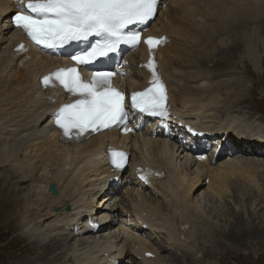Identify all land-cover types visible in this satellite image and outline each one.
Wrapping results in <instances>:
<instances>
[{
	"label": "bare ground",
	"instance_id": "obj_1",
	"mask_svg": "<svg viewBox=\"0 0 264 264\" xmlns=\"http://www.w3.org/2000/svg\"><path fill=\"white\" fill-rule=\"evenodd\" d=\"M14 1L15 5H12V0H0V121L3 123L0 125V157L3 158L0 176L7 175L12 187L18 186L17 191L30 182L33 191L40 189L44 192L46 200L43 205H46L47 212L41 215L45 218L40 221H49L54 216L53 204L57 201L63 206L67 202L73 206L72 210L63 214L55 213V219L60 223L58 226L48 224L53 235L48 236L46 241L35 238L37 232L29 231L34 239L33 243L31 239L26 243L31 242L46 253L43 254L44 250L38 253L31 248V253L37 254L35 261L23 262V258H18L19 264H70V257L65 252L70 239L63 234L66 231L73 233L74 230L80 237L70 249L77 264H109L108 260L113 255L116 256L113 264H116L128 247L142 256L145 264H159L158 257L166 249L148 247L150 242L141 232L142 225H155L164 230L171 245L190 242V247L195 245L194 240L200 230H205V237L210 236L207 240L212 245L210 231L214 227L209 223L206 208L197 196L204 180H207L204 195L209 198L224 201L231 195L238 198L240 194L243 198L240 207L248 218L240 214L241 217L227 231L219 234L221 237L243 246L255 235L264 236V209L259 206L262 213H254L256 207L252 208V204L255 202H250L259 197L260 184L264 189V161L246 150L242 155L233 153L219 161L190 160V156L179 153L176 143L150 138L146 132H139L142 124L136 137H131V134L121 137L111 131L71 144L59 141V133L51 125L49 112L66 99L41 91L38 80L40 75L58 65L60 55L39 50L31 45L21 29H15L10 15L11 11L18 10ZM166 3L168 8L164 6L157 12L147 32L160 41L152 48L155 50L154 57L142 44L126 58L128 62L130 57H135L132 70L137 76H130L128 67H124L119 72L116 85L130 91L140 89L150 78L155 79L154 69L156 78L165 86L169 114L180 116L185 111L183 115L193 117L195 121L191 123L194 125L197 122L198 128L224 131L236 139L237 144L245 141L264 147V121L252 119L254 114L241 107L244 103L257 112L261 110L245 104L246 99L240 97L244 76L228 73L232 68L241 66L247 71L248 63L252 66L258 65L259 61L264 63V0H165L163 4ZM10 33V37H4ZM4 43L7 44L4 46ZM149 62L153 68L148 67ZM126 70L127 77L123 75ZM222 72L225 74L220 77L218 73ZM250 72L264 77L258 71ZM174 87H177L178 100L174 96ZM118 136L131 149L133 163L128 170L135 178L123 176L117 186L113 185L111 190L98 198L101 191L112 185V181L108 182L109 170L105 166L104 151L108 145L121 146ZM186 157L190 162L188 166L184 162L183 166L182 159ZM124 182L136 189L131 215L135 216L133 221L139 226L134 228L120 221L115 235L102 238L90 221L102 220L104 225L112 218L111 212L115 210L111 208V212L103 213L97 206L105 196L109 201L120 198L122 191L117 193V190ZM52 183H56L58 195L48 192ZM146 184L151 186L149 192L153 188L162 193L166 204L160 199V203L152 202L143 191ZM247 185L256 189L255 195L248 192ZM134 189L128 187L126 194H131ZM88 209L92 214H89V221ZM225 219L223 216L222 220ZM40 221L39 224L44 225ZM115 223L112 218L106 226L111 227ZM28 224L25 229H28ZM73 224L74 229L68 230ZM201 225L205 227L200 229ZM231 249L227 248L226 254ZM147 252L155 257H147ZM187 255L190 256L175 253L172 257L176 263L173 264H181L183 259L185 264H195L192 253ZM15 259L12 262L16 263Z\"/></svg>",
	"mask_w": 264,
	"mask_h": 264
},
{
	"label": "snow or ice",
	"instance_id": "obj_2",
	"mask_svg": "<svg viewBox=\"0 0 264 264\" xmlns=\"http://www.w3.org/2000/svg\"><path fill=\"white\" fill-rule=\"evenodd\" d=\"M16 6L18 10L11 17L12 23L23 29L36 44L55 47L97 37L88 47L70 54L77 64L86 65L116 51L121 43H138L140 32H125V28L137 22L146 23L154 17L158 0H16ZM145 42L153 48L160 41L148 38ZM148 67L153 68L151 62ZM111 75L110 72L95 71L92 82L84 83L77 69L69 68L59 69L43 78L45 86L54 77L69 92L81 97L55 113V123L64 130V135L72 128L99 130L114 123H125L128 113L124 108V96L109 84ZM153 77L154 88L133 93L132 108L164 116V88L154 69ZM113 156L123 160V153H113ZM113 163L116 167L121 166L116 160Z\"/></svg>",
	"mask_w": 264,
	"mask_h": 264
},
{
	"label": "rangeland",
	"instance_id": "obj_3",
	"mask_svg": "<svg viewBox=\"0 0 264 264\" xmlns=\"http://www.w3.org/2000/svg\"><path fill=\"white\" fill-rule=\"evenodd\" d=\"M12 33H10L7 36L6 35L3 36L7 38L10 37ZM6 44L7 43H4V46ZM134 59L135 57L132 56L128 61V69L130 71L129 74L133 78L137 76V73L132 70V67L134 66V62H133ZM246 68L247 71L243 66H241V68H232L233 70H231L228 73L238 77L244 76L245 78L243 85L244 89H242L243 91L240 93V97H244V99H246L245 104H249L252 107L257 108L258 110H263L264 113V77L262 76L258 77L257 75H253L250 72V71L252 72L258 71L260 74L264 75V63L259 61V64L256 66L255 65L252 66L251 64L248 63L246 65ZM224 74L225 72L218 73L220 77H222ZM256 90H257V94L255 95L254 93ZM239 91L240 90H238V93ZM173 92H174V96L176 97V100H178L177 87L176 88L174 87ZM241 108L252 112L254 114V117L252 119H257V121H262V120L264 121V115L260 113L256 114L257 111H255L254 108H249L246 105H244V103L242 104ZM2 124L3 123L0 121L1 126ZM250 125H254V124L251 123ZM146 129H148V131H151L152 126L147 124L144 126L143 130ZM2 159L3 158L0 157V165L3 163L1 161ZM259 159L264 161V156H260ZM131 162H133V159ZM184 162H188L186 158L182 159L183 166L185 164ZM261 175L263 176V174ZM259 182L261 183V180H259ZM32 185L29 182L26 186H24L23 189H19V191H17L18 186H16V188L12 187V185L9 183V178L7 175H4L3 178L0 176V264H16V263L19 264L18 258H23L22 259L23 262L30 259L35 261L37 254L31 253V248H34L35 251L38 253L40 252L43 253L44 249L42 250L38 246L34 247V244H32L34 238L31 237L29 231L35 233L37 232L35 234V238L37 237L42 241H46V238L48 236L53 235V233H51L52 230H50V228L47 227L48 224L55 223L58 226V224L60 223L58 222V220L55 219L56 217L55 213L63 214L64 211H66L65 206H63L60 201H57L53 204L54 216L51 217L49 221H43V220L40 221V219L45 218L44 216L41 215H44L47 212L45 208L46 205L45 204H44L45 206L43 205L44 201L46 200V196L43 191H40V189L38 191H33L34 187ZM128 187L134 189L133 186L128 185L121 192L120 198L118 200L116 201L108 200L104 203L102 202L103 205L98 206V208H100L103 213L104 211L111 212L112 210H115L114 212H111V216L114 217L115 220L117 221L119 218L122 219L123 218L122 214L129 212L131 210L132 203L134 201L132 199L134 198V195L136 193V189H134L131 192V194H126L128 193L127 191ZM247 187H248V192L255 195L256 189H254L251 185H247ZM206 192H207V184H205L204 182V185L198 191L197 196L200 202L202 200V203L207 211L208 221L214 227L212 228L213 231L212 230L210 231V235L212 236L211 239L212 245L207 240V238H209L210 240V236L205 237L206 236L205 230L204 231L200 230L199 232L200 234L194 240L195 245L193 247H190L189 245L190 242H186L185 244L175 243L174 245H171L170 241L168 240L167 233L164 230L159 229L157 226L151 225L149 226V228L146 229L145 232L146 235L145 238L148 240V243L150 242L148 244V247L149 246L155 248L163 247L166 249V251H164L165 253L160 254V256L158 257L159 264L176 263L172 255L177 253V254H183L185 256H190L187 255L188 252L192 253L191 255L193 256L192 262L195 264H264V236L255 235L254 237L248 239L246 244L240 246L237 243L231 242L227 238L221 237V235H219L221 232L227 231L231 227L232 223L236 222V219L238 217H241V215L245 219L248 218L246 216V213L242 211L240 207L241 202H243L242 195L241 194L239 195L241 199H239V197L237 198L231 195L226 200L221 201V200H217L214 197L210 196L209 198L208 195H204ZM147 196H151V195L147 194ZM149 199L152 200V202L154 203L156 202L160 203L161 201L163 204H166V199H163L161 193L153 194L152 197H149ZM159 199L160 201H158ZM253 201L255 202V204L253 203ZM250 202L253 203L252 205L254 207L251 206L252 208L256 207L254 213L256 212L258 214H261L262 211H259L260 210L259 206H262L264 209V189L262 184H260L259 197L250 200ZM67 205H71V203L67 202L66 206ZM56 207H59L60 209L57 211ZM110 208H112V210H110ZM223 216L226 218L225 220H222ZM133 219L134 217H132V220ZM39 221L42 224L44 222V225L39 224ZM117 221L114 224V226L105 227L98 235H101L102 238L103 237L108 238L113 236L115 234V231L118 232L119 229L116 228L118 227ZM256 221L258 222L259 219L256 218ZM27 224L29 225L27 227L28 229H25V226ZM204 227L205 225L204 226L201 225L200 229ZM35 229H37V231H34ZM73 229L74 228H72V226H69L68 230L72 231ZM262 229L264 228L262 227ZM44 232L47 234H45ZM66 232L67 233H64L63 236L70 239V245L66 246L65 252L67 256L70 257L69 263L77 264L72 257L73 250L70 248L76 242L75 240H77L80 236H78L75 231L73 233H68L69 231ZM103 234H105V236ZM30 239L32 240L31 241L32 243L31 242L26 243L29 242ZM43 247H45V245ZM229 247H231L232 249L228 250V253L226 254L225 251ZM55 249L56 247L54 248V250ZM127 249H128V253L126 254L125 262L123 264H145V262L141 260L140 255L136 254L135 252H132L129 247ZM171 251L172 253L170 254L169 252ZM204 251L206 252L205 253V256L207 255L206 257L203 255ZM45 253L46 251L44 250L43 254ZM135 257H138V259H135ZM13 259H15L16 263L12 262ZM185 263L186 262H184L183 259V262L181 264H185Z\"/></svg>",
	"mask_w": 264,
	"mask_h": 264
},
{
	"label": "water",
	"instance_id": "obj_4",
	"mask_svg": "<svg viewBox=\"0 0 264 264\" xmlns=\"http://www.w3.org/2000/svg\"><path fill=\"white\" fill-rule=\"evenodd\" d=\"M49 190L54 194V195H57L58 194V190L56 189L55 185H51L49 187Z\"/></svg>",
	"mask_w": 264,
	"mask_h": 264
}]
</instances>
